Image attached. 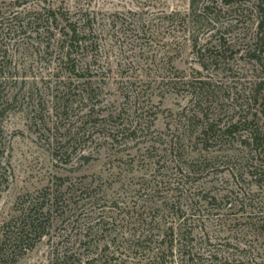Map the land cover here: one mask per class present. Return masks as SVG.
<instances>
[{
    "label": "trees",
    "instance_id": "trees-1",
    "mask_svg": "<svg viewBox=\"0 0 264 264\" xmlns=\"http://www.w3.org/2000/svg\"><path fill=\"white\" fill-rule=\"evenodd\" d=\"M179 16V25L189 33L199 54L219 62L230 49L243 51L258 74L246 89L241 112L228 119L206 116L198 120L195 132L180 133L168 142L156 134L155 118L149 120L148 109L140 103L148 90L140 87L142 80L134 74L139 68L102 56L106 48L91 18L81 22L52 0H0V185L8 181L10 168L3 161L2 122L10 113L32 105L34 123L51 128L46 115L49 102L43 96L50 98L53 123L60 129V124L65 127L69 122L75 142L94 137L114 152L138 148L139 160L155 164L152 179L127 183L125 170L108 181L57 177L52 185L22 197L2 229L1 262H17L46 237L54 240L55 264L256 261L251 251L229 240L219 242L222 238L213 236L206 223L220 200L231 204L232 210L239 208L241 217L257 220L264 207L255 204V194L229 190L218 195L193 181L223 167L238 181L248 175L259 188L264 187V0H190L189 12ZM226 16L232 17L230 26L250 21L252 31L230 42L216 28ZM166 17L170 20L172 15ZM148 27L141 23L138 34L146 36ZM110 47L113 51L114 45ZM154 67L149 85L202 90L209 84L188 75L172 76L164 64ZM115 73L124 98L119 104L107 99ZM38 98L36 104L29 102ZM194 118L190 123H195ZM73 137L55 147V157L67 164ZM118 181H123L122 192L107 197V182ZM254 264H264V258Z\"/></svg>",
    "mask_w": 264,
    "mask_h": 264
},
{
    "label": "rangeland",
    "instance_id": "rangeland-1",
    "mask_svg": "<svg viewBox=\"0 0 264 264\" xmlns=\"http://www.w3.org/2000/svg\"><path fill=\"white\" fill-rule=\"evenodd\" d=\"M52 1L55 6L64 5L81 22L87 18L92 19L93 27L100 34L101 45L106 48L103 57H111L113 61L121 60L126 64L132 63L139 68L134 74L142 80L140 87L148 90L140 103L148 109L146 117L149 120L155 118L156 134L168 142L180 133L188 135L195 132L201 123L198 120L202 121L206 116L212 118L221 115L228 119L232 118L235 112H241L240 105L245 104L247 100L246 89L256 80L258 71L254 72L253 63L243 51L239 53L237 49H230L225 55L227 58L212 62L209 56H203L193 48L191 36L177 20L179 14L189 12L190 0ZM168 15H172L170 20L166 17ZM231 18L223 17L222 21L216 24V28L220 29V36L224 34L233 43L250 33L252 25L247 21L238 26H230ZM141 23L149 26L146 36L138 34L137 28ZM111 45H114L113 51ZM203 63L207 64L206 68ZM159 64L166 65L172 76L188 75L191 80L196 77L207 80L209 84L202 90L182 85H179L178 89L166 85L159 88L155 83L149 85L147 82L153 78L151 72L154 66ZM111 78L107 99L110 103H122L124 98L119 93L114 79L116 73ZM43 97V101L49 102L46 115L48 122H51V128L34 123L31 117L34 110L32 105L10 113L2 122V143L5 148L3 161L8 163L10 168L8 181H2L0 185V243L3 226L15 213L18 201L52 185L57 177L68 178L74 182H91L98 178L108 181L125 170L122 173L127 176V183H131V180L141 181L143 178L152 179L154 160H139L141 153L138 148L114 152L101 145L94 137L81 138L75 142L74 133L69 131L70 123L65 127L60 124L61 128L58 129L59 125L53 123L50 98ZM38 100L39 98L29 102L36 104ZM246 106L242 109L248 111ZM192 118L196 120L194 124L190 123ZM71 137V160L67 164L55 157V147L57 142L65 145ZM132 158L136 161H130ZM262 163L261 160L258 162ZM220 168L211 170L202 180L193 183L211 189L218 195L227 194L229 190L241 194H255V204L264 207V187L259 188L254 178L245 175L244 179L239 177L238 181L228 169ZM122 183L123 181H118L110 185V182H107V197L121 193ZM236 195L235 193L231 198ZM187 201H184V204H187ZM216 205L218 209L213 211L210 208L212 212L206 217V223L213 236H220L222 240L219 242L229 240L233 246L251 251L256 256L255 262L260 263L264 258V209L262 215L253 221L241 217V213L237 211L239 208L232 210L231 204L226 205L222 200ZM233 251L238 253L235 249ZM258 252L262 254L260 257L263 256L260 259L257 257ZM247 254L250 256V253ZM255 262L250 261L249 264ZM0 264H55L54 240L52 237H46L17 262L0 261Z\"/></svg>",
    "mask_w": 264,
    "mask_h": 264
}]
</instances>
